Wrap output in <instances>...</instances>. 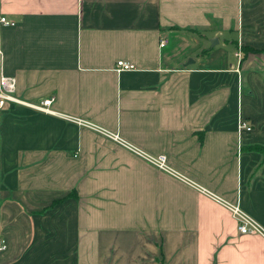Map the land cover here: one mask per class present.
Wrapping results in <instances>:
<instances>
[{"label":"crops","instance_id":"obj_1","mask_svg":"<svg viewBox=\"0 0 264 264\" xmlns=\"http://www.w3.org/2000/svg\"><path fill=\"white\" fill-rule=\"evenodd\" d=\"M0 13L17 96L53 94L185 177L6 102L0 264H264V237L211 195L264 226V0H0Z\"/></svg>","mask_w":264,"mask_h":264},{"label":"built area","instance_id":"obj_2","mask_svg":"<svg viewBox=\"0 0 264 264\" xmlns=\"http://www.w3.org/2000/svg\"><path fill=\"white\" fill-rule=\"evenodd\" d=\"M0 24L11 25L14 24V21L8 19L4 14L0 13ZM163 43L164 42L162 41L161 45ZM235 54L238 56V58H240V50H236ZM131 68H134V64L124 59H118L114 67V69L118 72ZM14 92H15L14 77L11 75H6L5 73L0 71V110L3 108L6 102H15L28 106L37 111H43L50 114L59 115L65 119L76 122L79 125L86 126L99 133L105 134L106 136L110 137L116 142L127 147L134 153L144 157L146 160H148L156 167L165 170L177 177L185 179L184 176L177 173L170 165H168L165 155L162 154L151 155L145 152L144 150H142L141 148H139L138 146L134 145L133 143H130L129 141L123 139L118 132L109 131L106 128L96 123H93L87 119H84L82 117L57 111L52 107V102L54 101L55 98L53 94L42 98L40 101L32 102L17 96ZM249 129H251V126L247 125L246 121L239 116L237 121L238 133L240 134L243 130H249ZM211 195L215 197L218 201H220L230 211V213L232 214V216L236 221V228L239 233L241 234L258 233L264 237V226L258 220H256L251 214L245 211L241 207L238 201L232 202L214 193H211ZM5 247H6L5 240L2 236H0V251Z\"/></svg>","mask_w":264,"mask_h":264},{"label":"water","instance_id":"obj_3","mask_svg":"<svg viewBox=\"0 0 264 264\" xmlns=\"http://www.w3.org/2000/svg\"><path fill=\"white\" fill-rule=\"evenodd\" d=\"M214 40H215V42H216L217 39L215 38V39L211 40V42H212L211 44H212V45L214 44V42H213Z\"/></svg>","mask_w":264,"mask_h":264},{"label":"rangeland","instance_id":"obj_4","mask_svg":"<svg viewBox=\"0 0 264 264\" xmlns=\"http://www.w3.org/2000/svg\"><path fill=\"white\" fill-rule=\"evenodd\" d=\"M229 52H230V54L232 55V51H231V48H230Z\"/></svg>","mask_w":264,"mask_h":264}]
</instances>
